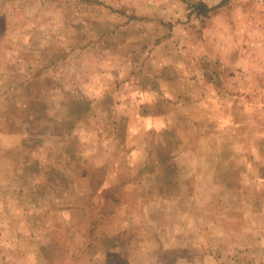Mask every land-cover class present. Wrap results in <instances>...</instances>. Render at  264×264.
<instances>
[{"label":"rangeland","instance_id":"obj_1","mask_svg":"<svg viewBox=\"0 0 264 264\" xmlns=\"http://www.w3.org/2000/svg\"><path fill=\"white\" fill-rule=\"evenodd\" d=\"M200 1L212 8L224 0H0L3 98L5 93L11 97L6 83L26 75L38 77L50 67L47 60L63 58H68V65L54 67L56 74L66 71L71 89L74 84L78 94L86 96L66 102L81 100V105L93 100L88 96L91 90L82 87L85 81L99 79L100 68L146 82L159 60L165 59L172 71L190 60L192 65L202 63L205 74L204 82L190 86L202 98L194 95L192 102L183 104V112L161 117L156 136L146 123V150L135 148V153L146 154V174L137 163L132 172L121 161L114 184L118 191L107 200L103 196L96 207L76 204L66 211L59 196L54 205L48 204L51 194L44 200L45 208L40 207L32 186L1 177L0 264H138L137 256L146 258L142 249L157 253L173 247V242L157 237L174 231L173 226L157 225L162 217L196 223L212 213L214 218L232 213V219L246 217V222L264 224V211H256V197L264 189V0H227L208 16L194 10L193 4ZM79 23L83 26L77 27ZM133 23L136 29L122 35L123 40L107 33ZM102 33L120 41L117 49L100 50ZM146 38L155 42L146 45ZM127 40L132 45L123 44ZM120 116L127 122L126 114ZM105 119L108 115H103L108 122ZM124 133L119 131V136ZM88 134L86 139L93 141ZM112 134L106 126L104 141ZM158 139L173 158L155 167L152 156ZM4 141L10 146L17 142ZM113 148L119 155L127 153ZM132 186H146V193L122 192ZM141 202L146 203L145 217ZM210 203H215L213 209ZM113 240L123 248L107 251ZM153 257L148 262L165 261L162 254Z\"/></svg>","mask_w":264,"mask_h":264},{"label":"crops","instance_id":"obj_2","mask_svg":"<svg viewBox=\"0 0 264 264\" xmlns=\"http://www.w3.org/2000/svg\"><path fill=\"white\" fill-rule=\"evenodd\" d=\"M148 23L146 21V32L150 30ZM133 25L134 23L119 29L110 28L107 33L123 40L122 35L136 29ZM80 26L83 23L77 25ZM84 38L85 36L77 37L74 42H81ZM98 40L100 50L105 52L117 49L120 44L117 39L104 36L103 33ZM150 42L155 41L146 38V45ZM157 43L164 45L161 40ZM123 44L132 45L131 40ZM57 60H47V66L54 68L68 65V58ZM189 61L176 66L172 71L169 68L171 65L161 59L157 62L156 70L146 77V82H141L132 75L113 76L107 69L100 68L95 72L99 79L84 82L82 88L91 90L88 96L93 100L82 105L81 100L66 102V99H83L86 96L78 94L74 84L72 90L70 80L64 77L66 71L57 75L58 68L48 67L38 77L29 78L26 75L17 81H10L9 86L6 83L11 97L7 98V93L4 98L0 96V178L18 179L19 185L32 186L36 204L44 208V200L50 194L48 204L54 205L57 202L54 197L59 196L62 206L68 209L66 211L76 204L85 209L100 204L103 196L107 200L108 194L119 189L114 184L119 178L118 166L121 161L128 164L132 172L137 163L142 167L140 172L146 174V154L142 156L135 153L138 146L146 150V123L152 130V135L156 136L157 123L163 119L161 117L183 112V104L189 100L192 102L194 95L198 96L196 94L199 91L193 92L190 86L205 81L203 64L192 65ZM56 97L61 98L60 102L53 100ZM199 97L202 98L201 93ZM13 101L14 107H8ZM121 114L127 115V122L123 121ZM103 115H108V119H105L108 122L103 121ZM106 126H111L113 130L108 142L102 136ZM121 130L125 135L121 134L120 137ZM87 131L88 135H93V141L86 139ZM7 138H15L16 144L7 145L4 141ZM158 142L159 148L152 156L155 167L173 158L171 152L163 151L164 143L160 139ZM115 145L124 148L127 153L119 155L113 148ZM102 171L106 173L105 177ZM85 177L91 179L87 182L80 180ZM135 191L146 193V186H132L122 190L127 194ZM179 192L187 191L179 189ZM263 199L264 189H260L256 197V211L262 213ZM57 206L60 207L59 202ZM141 206L145 217L146 203L141 202ZM209 206L213 209L215 203H210ZM231 215L232 213L217 214L218 217L214 218L212 213L210 218L206 216L205 220L196 223L183 217L174 220L165 217L160 221L158 219L157 225L173 226L174 231L165 230L163 235L158 234L157 237H164L174 245L157 253L142 249L143 253L147 252L146 258L143 255L137 256L141 258L138 264H166L168 261H173L174 264H264L263 221L253 224L251 221L246 222V217L232 219ZM122 225H127V222ZM143 225H146L145 219ZM129 247L127 245L126 249ZM122 248L123 245H117L113 240V245L107 251ZM170 252L173 255H168ZM152 254L154 257L162 254L165 261L156 258L154 262H148Z\"/></svg>","mask_w":264,"mask_h":264},{"label":"trees","instance_id":"obj_3","mask_svg":"<svg viewBox=\"0 0 264 264\" xmlns=\"http://www.w3.org/2000/svg\"><path fill=\"white\" fill-rule=\"evenodd\" d=\"M226 2H227V0H224V1H222V3H220L216 7H212V8H209L207 5H205L204 3L200 2L197 5H194L193 7H194V10H196L198 12V14H201L203 16H208L214 10L223 7Z\"/></svg>","mask_w":264,"mask_h":264}]
</instances>
